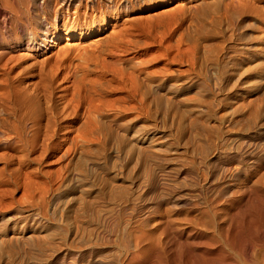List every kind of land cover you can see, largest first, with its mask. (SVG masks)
<instances>
[{
	"label": "bare ground",
	"instance_id": "1",
	"mask_svg": "<svg viewBox=\"0 0 264 264\" xmlns=\"http://www.w3.org/2000/svg\"><path fill=\"white\" fill-rule=\"evenodd\" d=\"M171 1L0 0V199L38 175L0 264H264V46L152 62ZM261 1L187 9L232 29Z\"/></svg>",
	"mask_w": 264,
	"mask_h": 264
},
{
	"label": "rangeland",
	"instance_id": "2",
	"mask_svg": "<svg viewBox=\"0 0 264 264\" xmlns=\"http://www.w3.org/2000/svg\"><path fill=\"white\" fill-rule=\"evenodd\" d=\"M197 3V2H196ZM241 4H239L238 6H236V7H234L235 8V10H236V12H237V10H238V12L240 13H242V16L240 17L239 16V18H241V19H239L238 21H242V22H240L239 24H237V25H240V28L238 29L237 27H239V26H237V25H227V26H233L232 27V29H230V27H229V29L231 30H229V29H227V27L225 28V23L227 22V20H225L224 18L222 19L221 18V20L223 21H221V20H218L217 22L218 23H220L219 25L220 26H218V23L217 22H214V24H213V22L212 23H210L211 21H213V18H215V17H217L219 14H218V12H214V11H212V9H210L212 12H214V13H217V14H214L213 13V15H212V12L209 10V9H206L205 8V10H204V8L202 9H200L199 8V11H197L200 15H198L197 13H195V12H193V10H190V11H188V9H187V0H172L170 3H169V5L167 6V7H159L156 11H159V12H162V10H169V12L167 11V13L166 14H157L156 16H157V18H156V16H154L155 18L153 19H151L150 21H152V24H153V27L152 28H154V35L153 36H155L156 34V38L157 39H153V42H152V44H148V47L147 46H145V47H142V49H140L139 50V52H140V54L141 53H143V55H146L145 56V58L147 57H149L148 59H150V60H154V59H156V60H154V61H152V62H156V61H162V59L163 58H165V56H166V54H168V53H170V57L172 56V54L173 53H177V49H176V47H180V46H182L181 47V50H183L184 52L183 53H191V52H194L195 54H194V57L195 56H197L196 58H195V61L196 62H198V63H196V66H199V67H201V65L205 68L206 66H209V65H207L208 64V62H207V60H208V58L210 59V58H212L214 55H211V53L212 54H215V55H217V54H219V55H222L223 53H225V52H227L228 51V49H233V50H235V51H237V50H239V48H240V50H243V48H247V47H251V46H257V48H253V50L255 51V53H258V51H259V53H260V49H262L261 47H263L264 46V7H263V5H264V0L263 1H261L260 3H259V5H261V6H259L257 9H255V8H253V10H252V7L250 8V4L248 5V3L246 4L245 2H240ZM258 5V4H257ZM175 6H181V7H184V10L185 9H187V10H185V12L182 14V11H180L181 13H179V14H181L183 17H181V16H179L178 15V13H176V12H173V7H175ZM249 6V7H248ZM263 7V8H262ZM167 8V9H166ZM170 8H172L171 10H172V12L170 11ZM248 9V10H247ZM251 9V10H250ZM256 10V12H255V10ZM201 10H203V11H201ZM232 10H234V9H232ZM240 10V11H239ZM243 10H245V11H243ZM250 10V11H249ZM261 12H260V11ZM205 11V12H204ZM254 13H253V12ZM259 11V12H258ZM158 12V13H159ZM202 12V13H201ZM204 12V13H203ZM206 12H209V14L208 13H206ZM258 12V13H257ZM168 13H170V14H168ZM176 15H175V14ZM195 13V14H194ZM206 13V14H205ZM211 13V14H210ZM248 13H251V15L250 14H248ZM253 13V14H252ZM256 13V14H255ZM167 14H168V16H167ZM190 14V15H189ZM192 14V15H191ZM202 14H203V16L204 15H206L207 16V18H208V20L207 19H204V18H206V17H203L202 16ZM209 16H208V15ZM238 14V13H237ZM262 14V15H261ZM165 15V16H164ZM179 16L178 18L176 17V16ZM212 15V16H211ZM215 15V17H213ZM217 15V16H216ZM240 15V14H239ZM150 16V14H149V12H144V14H143V17H145V18H147V17H149ZM164 16V17H163ZM190 16V17H189ZM201 16V17H200ZM173 17L175 18V19H173ZM187 17H189V18H187ZM203 17V18H202ZM211 17H213V18H211ZM145 18H143V20L141 21V23L140 24H142V25H148V24H150V22L149 23H146L147 22V20H145ZM170 18V19H169ZM179 18H183L182 20H180ZM184 18H185V20H184ZM218 19H219V17H217ZM217 18H215V19H217ZM168 19V20H167ZM173 19V20H172ZM177 20V21H176ZM183 20L185 21L184 23H183ZM210 20V21H209ZM244 20V21H243ZM163 22V23H162ZM181 22V23H180ZM222 22V23H221ZM180 25H179V24ZM215 23H217V25L215 24ZM223 23H224V25H223ZM227 23H229V21L227 22ZM209 24V25H208ZM203 26V28L201 27L200 28V26ZM187 26V27H186ZM199 26V27H198ZM208 26V27H207ZM211 26V27H210ZM235 26H237V27H235ZM184 27L186 28V30L184 29ZM199 28V29H195V28ZM207 27V28H206ZM169 30H168V29ZM183 28V29H182ZM218 28V29H217ZM223 28H224V31H225V33L227 34V35H225V33H224V31H223ZM233 28H236V32H234L235 30L233 29ZM193 29H195V30H193ZM209 29L210 30H212V31H209ZM218 30L219 32H221L220 33V35H219V32H213V30ZM228 31H227V30ZM237 29H238V31H237ZM184 30L186 31V32H184ZM190 30V31H189ZM199 30V31H198ZM221 30V31H220ZM157 31H158V33H157ZM161 31V32H160ZM168 31V32H167ZM172 31V32H171ZM192 31V32H191ZM223 31V32H222ZM171 32V33H170ZM181 32V33H180ZM191 32V34H189V33ZM212 32V33H211ZM230 32V33H229ZM231 32H232V34H231ZM181 35H180V34ZM215 33V34H214ZM216 33H218V35H216ZM187 34V35H186ZM230 34V35H229ZM172 35V36H171ZM184 35V36H183ZM194 35V36H193ZM164 36V37H163ZM168 36V37H167ZM212 36V37H211ZM217 36H219V37H217ZM223 36V37H222ZM226 36V37H225ZM228 36V37H227ZM163 38V41H164V43H163V41H162V39H160L161 41L159 42V38ZM189 37L191 38V40L189 39ZM204 37V38H203ZM196 39V40H194V39ZM214 38H222V39H226V38H228V39H226L225 40V45H226V48H225V51H223V50H220V48H218V47H213L212 45V47L210 46H208V47H206V48H204V47H201V45L199 46H197L198 48L197 49H195L194 50V48H195V45L193 44L194 42H198V41H200L202 44H205V42L206 43H213V42H215L216 41V39H214ZM232 38V39H231ZM142 40H143V38H141ZM186 39V40H185ZM193 39V40H192ZM197 39H200V40H197ZM202 39V40H201ZM231 39V40H230ZM157 40V41H156ZM178 40V41H177ZM181 40V41H180ZM183 40V41H182ZM204 40V41H203ZM206 40V41H205ZM147 42H148V40H146ZM188 41V42H187ZM150 42V41H149ZM158 42V43H157ZM170 42V43H169ZM186 42H187V44H186ZM191 42H192V44H191ZM196 42V43H197ZM161 43L163 44V45H161ZM168 45H167V44ZM172 43V45H170ZM182 43V44H181ZM234 46H233V45ZM245 44V45H244ZM188 45V46H187ZM190 45H194L193 47L192 46H190ZM237 47H236V46ZM251 45V46H250ZM143 46V45H142ZM171 48H170V47ZM174 46V47H173ZM232 46V47H231ZM238 46H240V47H238ZM229 47V48H228ZM241 47H243V48H241ZM174 48V50H171V49H173ZM208 48H209V50H208ZM213 48H215L214 50L216 51H214L213 50ZM218 48V49H217ZM185 49H187L186 51H185ZM210 49H211V52H210ZM144 50V51H143ZM196 50H198V52L196 51ZM206 51V53L208 54V58L205 56V55H207L205 52H202V51ZM207 50H208V52H207ZM165 51L167 52V53H165ZM170 51V52H169ZM213 51V52H212ZM218 51H219V53H218ZM200 52V53H199ZM210 52V53H209ZM215 52V53H214ZM162 53H165V54H162ZM189 53V54H190ZM203 53V54H202ZM222 53V54H221ZM258 53V54H259ZM205 54V55H204ZM160 55H162V56H164V57H161ZM218 55V56H219ZM151 56V57H150ZM159 56V57H158ZM168 56V55H167ZM200 56H203V60L202 61H204V63H206V65L205 64H200L202 61H201V59H202V57L200 58ZM212 56V57H211ZM169 57V58H170ZM205 57V58H204ZM207 58V59H206ZM159 59V60H158ZM197 59V60H196ZM206 61H205V60ZM199 60L201 61L200 63H199ZM198 64V65H197ZM205 65V66H204ZM189 88V92L188 93H190V94H192L191 92H193L192 90H193V88L192 87H188ZM194 93V92H193ZM193 95V94H192ZM42 165H40V167H41ZM37 177V178H36ZM25 179H27V177L25 178ZM30 179H32L33 181H34V179L35 180H37L38 179V175H35V177L33 176V175H31V178ZM30 179H27L26 181H22V182H20V183H24L25 184V182L27 183V182H29V183H27V185H24V184H21L20 186H19V188H17L16 190H15V193H13V195H12V197H14L13 199H12V201H15L14 203L12 202V204L11 203H8V202H6V201H4V200H2V199H0V214H5V213H8V212H15V213H21V212H23V210H25V205H27L28 203L30 204V203H32V193H33V195L36 193V191H37V188H36V185L35 184H32V182L30 181ZM29 180V181H28ZM33 183H36V181H34ZM24 185V186H23ZM25 187V188H23V187ZM34 186V187H33ZM27 187V188H26ZM33 190H32V189ZM23 189H25V190H23ZM31 190V191H30ZM30 191V192H29ZM25 192V193H24ZM23 193V194H22ZM28 193H30V194H28ZM25 195V196H24ZM23 196V197H22ZM29 196V197H28ZM25 197V198H24ZM34 197V196H33ZM21 198H23V199H21ZM23 200V201H22ZM22 201V202H21ZM26 201V202H25ZM20 202V203H19ZM5 203V204H4ZM23 203V204H22ZM33 204V203H32ZM2 205V206H1ZM7 206V207H6ZM11 206V207H10Z\"/></svg>",
	"mask_w": 264,
	"mask_h": 264
}]
</instances>
